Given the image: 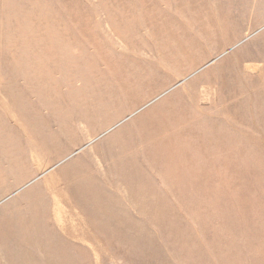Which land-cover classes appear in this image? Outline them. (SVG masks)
Segmentation results:
<instances>
[{"label":"rangeland","instance_id":"374dc122","mask_svg":"<svg viewBox=\"0 0 264 264\" xmlns=\"http://www.w3.org/2000/svg\"><path fill=\"white\" fill-rule=\"evenodd\" d=\"M256 1L0 0V214L9 210L11 202L26 190L55 175L54 181L52 178L45 184L48 195H43L42 200L50 201V218L66 241L63 243L73 248L69 252L73 262H67L65 258L42 256L45 246H39L51 244L53 238L41 244H28L24 255L20 247H4L7 254L0 259V264H32L27 262L29 260L34 261L33 264H264V159L260 165L256 86L251 77L245 75L243 79V83H247V87L243 85L246 92L239 89L241 80L237 86L231 81L232 88L231 84L226 86L225 92L220 93V100L216 99V93L209 96L195 84L188 86L179 99L192 100L196 92L200 93L199 111L191 107V114L204 123L193 133L204 140L199 147L202 150L197 152L188 145L186 152L191 159H181L178 155L180 158L164 162L161 168L142 171L162 192L163 211L169 210V216H175L182 224L185 242L160 238L152 256L142 261L132 252L131 243L110 242L104 235L100 236L103 231L86 224V212L73 193L76 183L72 182L68 171H60L92 145L105 142L127 123H134L144 111L180 87L193 83L210 67L255 39ZM251 15L254 17L250 18ZM233 17L242 23L243 33L222 46L225 37L233 38L238 31V23L230 22ZM185 51L189 52L184 55ZM190 64L194 67L179 75ZM252 69L247 71L250 76L256 74L255 67ZM158 70L163 72L155 74ZM149 73L155 77L148 85L132 88L126 96L115 94L124 84L129 86ZM156 85L162 87L152 92ZM232 90L241 97L240 101L245 100L243 112L239 114L245 120L241 127L228 118V112L220 111L234 103L226 96ZM136 98L141 100L139 104L127 108ZM213 99H216L215 104ZM172 104L168 103V107ZM168 107L162 110H170ZM98 109L104 110L103 114L94 116L100 112ZM119 110L121 112L111 124L104 126V120ZM82 117L87 120L83 121ZM214 119L220 121L221 130L229 128L237 145L243 148V154L240 155L239 150L231 162L234 165L246 162L250 169L247 176L240 175L238 170L225 169L222 164V182L227 184L231 180L233 188L239 185L242 188L240 198L245 202L238 207L230 188L220 191L223 213L220 218L237 222L244 230L234 247L218 237V233L224 235L229 228L220 226L214 230V167L211 158L205 155L213 147L206 140L209 122ZM70 125H75L77 130L65 134L64 128ZM87 126L95 130L91 136L87 135ZM185 134L178 137L186 139L192 135ZM71 138L80 141L66 149ZM232 149L223 144L222 157ZM92 151V156L98 160L100 151ZM105 165L107 168L115 166L116 173L129 170L122 163ZM16 181L18 184L9 188ZM100 182L104 184L105 181ZM108 186L109 196L113 186ZM121 188V195L127 198V188ZM141 195L138 194L137 202L143 201H139ZM122 207L125 216L131 213L134 221H145L142 211L131 202L125 200ZM116 224L113 234H117V238L119 228H122V235L132 240L141 235L140 230ZM3 228L0 226L1 231ZM11 228L8 232L16 235L19 225ZM20 229L24 233V226ZM16 239L20 238L2 239L0 245L12 244ZM113 244L130 252L131 257L114 256L110 246ZM80 246L89 248V257L76 256V248ZM58 255L56 257L60 258ZM77 259L82 262H76Z\"/></svg>","mask_w":264,"mask_h":264},{"label":"bare ground","instance_id":"6f19581e","mask_svg":"<svg viewBox=\"0 0 264 264\" xmlns=\"http://www.w3.org/2000/svg\"><path fill=\"white\" fill-rule=\"evenodd\" d=\"M230 22L238 23V31L235 32L234 36H232L233 38H231V36L230 38L225 37L222 46L232 42L235 38L239 37L240 34L243 33L244 27L240 20L233 17ZM210 38L212 37L210 36L209 39ZM193 39V41H197L195 40L196 38ZM256 41L257 39L255 38L249 43H246L244 46L238 48L234 53L227 55V57H225L220 63L215 64L206 72L202 73L196 80L193 81V83H188L187 85L175 90V92H173L168 97H165L163 101L156 104L153 108L144 111V113L140 115L141 117H139L138 115L139 118L137 117L138 119H135L134 123H127L128 125L125 124L126 126H123L115 131L113 134L107 137L105 141L106 143L103 142L92 145L90 149L86 150L77 158H75L71 163L72 165H66L60 169V171H68L71 176L70 179L72 180V182L76 183L73 188V193L75 194L78 204L86 212L87 225L94 227V229L99 230L100 232L103 231L101 232L102 234H100V236L104 235V237H107L110 242L117 240L118 242L126 241L131 243V245H129L133 247L132 252L136 254V257L139 256L142 261H145L149 256H152V250L153 248H156V244H158L157 241L160 240V238H164L167 241L173 242H185L184 237L186 234L181 228L182 224L175 216H169V210L163 211L162 192L158 191L156 186L152 183V180H150L148 178V175H146V173L142 171L145 168L150 169V167L152 169L153 167L161 168L164 162H171V160L180 157L181 159H191V155L186 152L188 145L193 146V149L197 152L202 150L199 147L204 144V140H201L200 137L195 136V134L193 133L194 131L196 132V129H201L204 123L196 119L193 116L194 114H191V107H193V109L195 108L197 112L199 111V109H197V102L200 103L201 101L200 93L196 92L192 100H180L179 96L182 95V93L188 86L195 84L197 87L201 88L202 93H206V95L216 93V99L220 100V93L225 92L226 86L229 87L231 84L232 88L231 81H233V84L237 86L239 80H241L242 82V85L239 88L241 89L240 91L246 92V90L243 88V85H246L247 87V83H243V79H246L245 75L253 78L252 81H255L256 86V74L254 76H250V74H248L247 72L253 71L254 69L252 68L254 67L255 70L257 68L256 55L255 53H250L252 51H255ZM188 52L189 51H185L184 55H186ZM206 55H210V53H206ZM181 56H183V53H181ZM193 67L194 64H190L187 68L182 69L183 71L180 72L179 75H182L184 72L189 71ZM160 71L163 72L162 70H158L155 74L161 73ZM155 74L149 73L147 77L138 78L134 83L132 82V84H129V86H127V84H124L123 86H121V88H118L115 91V94H119V96H126L128 95L127 93H131L132 88H142L148 85L149 82L154 79L152 77ZM154 87L152 89V92L159 90L162 86L159 87V85H156V87ZM226 96L233 99L234 103L226 105L224 106V108H220V111L222 113L228 112L229 119L235 121L236 124L240 125V127L243 126L245 120L243 115L239 114L243 112L245 100L240 101L241 97H239L235 93V90H232ZM206 98L208 99V97ZM216 99L212 100L214 104L216 103ZM108 101L109 100H107V102ZM140 101L141 100H138L136 98L134 104L132 106H127V108H132L133 106L139 104ZM113 102L115 103V101ZM116 102L118 103V101ZM168 103H173L171 106H169L170 110L163 111L162 109L168 107ZM115 109L118 108H114L113 110ZM98 111L100 110L98 109ZM103 111L96 112L97 114L94 116L102 115ZM120 112L121 111L119 110L112 116L106 118L103 122L104 126L110 125L111 122L117 117L116 115H118ZM81 119L83 121L87 120V118L84 117H82ZM219 122L220 121H218L217 119L209 122V134L206 141L212 143L213 147L209 150V154L205 153V155L207 158H211V163L214 167L213 176L215 184L213 186V190L216 195V200H214L215 205L213 208L215 215L214 220L216 221L214 224V230L220 229V226H222L223 228H229L231 231L228 230L224 235L218 233V237H223L231 247H234L238 244V241L236 242L237 238H239L238 236H240L244 230L241 228L239 223H231L228 218L224 220L220 218L221 214L223 213L221 210L222 202L219 194H221L223 189H226V187H228L233 193L235 198L234 203L238 204V207L242 206L245 202L243 197L240 198L242 188L239 185L234 186L233 188L231 180H229L227 184H224L225 181L222 182V179L220 177L223 172L222 164L224 165L225 169L228 168L231 170L233 168L235 170H238L240 175L247 176L250 173V169L248 167L249 164H247L246 162H241L237 165H234L231 162L239 150L241 151L240 155L243 154V148L237 145L238 143H236L235 136H232V134L229 132V128H226L224 130H221L219 128ZM85 128L87 131V135L91 136L94 130L92 126H87ZM130 129L135 130L131 131ZM64 130L65 134H69L71 133V131H76L77 127L75 125H70L66 126ZM185 133L190 135L192 134L193 136L191 135L186 139H181L178 137L180 135L184 136ZM91 140L95 141L96 138H91ZM79 141L80 139L71 138L68 145L66 146V149H68L69 146L72 147L73 145L79 143ZM104 144H106V146H104ZM223 144L227 145L231 149L233 148L232 151L225 157H222L221 154ZM94 149L100 151L99 156L94 152L95 155L97 154L99 158L98 160L94 156H92V150ZM61 153L63 152L61 151L60 154ZM178 155L181 156L179 157ZM105 163H122L124 166L129 168V170L116 173L114 170L115 166L113 168H107V165H105ZM102 167L104 168L103 171ZM52 178L54 181L56 176H48L46 179L38 182L30 189L26 190L24 194L11 202V204L9 205L10 209L5 210L0 214V226L4 227L2 229L3 232H6L5 229H12L11 227H15L14 224H23L25 226H28L27 229L30 230H37L39 228V236L33 239H38V241L32 242L31 239L30 243L25 242L24 245L20 243L18 244L23 249H29V245L26 244H41V242L53 238L55 240H52L53 242L51 244H44L39 246H45L41 253L43 254L42 256L55 259L65 258L67 262H73V257L69 254V252L73 248L68 244L63 243L66 241L62 239L58 227L50 218V201L47 200L43 202L42 200L43 195H48L45 184L51 181ZM101 180L105 181L103 182L104 184H101ZM18 182L19 181L12 183L9 188H11L13 184H18ZM108 184L113 186V189H110L111 192H109V196L107 193L109 190ZM121 187L127 188V198L126 196L121 195ZM138 194H142L141 196L143 197L140 196L141 198L139 201H143L137 202ZM125 200L131 202L133 206H137L142 211V216H144L145 218V221L143 223L134 221L131 213L126 216L123 214V212L121 211L123 208L122 202H124ZM11 214L16 215V219L11 217ZM115 223H117L116 225H119L120 227L126 226L136 230H140L141 237L139 236L134 240H132L131 238H127L125 235L121 234L122 228H119V238H117V234H113L115 233V228H113L115 227ZM152 227H156L157 229L154 230ZM48 228L51 229L46 232ZM10 246L14 247V245L9 244L0 245L1 258L6 256L7 254L4 253V247ZM110 246L112 248L114 256L123 258L125 257L124 259L131 257V255L129 254L130 252L128 253V251L121 250V246H115L114 244ZM76 249V256H90L89 248L80 246ZM228 252L231 253L230 255H232V250ZM57 254H59L58 256H60V258L56 257ZM76 262L80 263L82 261H79L77 259ZM113 262H115V260Z\"/></svg>","mask_w":264,"mask_h":264},{"label":"crops","instance_id":"0c3cea01","mask_svg":"<svg viewBox=\"0 0 264 264\" xmlns=\"http://www.w3.org/2000/svg\"><path fill=\"white\" fill-rule=\"evenodd\" d=\"M256 6V19L258 21L257 23V36H256V46H255V51H252L250 53H255L256 55V136H257V155H258V160L260 161V165H262V160L264 159V0H257L255 2ZM254 16L251 15L250 18H253ZM249 39V38H248ZM260 47V48H259ZM262 66V67H261ZM17 228V225H19L18 229H15L16 235H14L13 232H8L9 229H5L6 232H3V230H0V240L2 239H15V238H20L16 239L12 244L9 245H14L17 248L20 247L22 249L21 254L24 255L26 250H24L18 243L20 244H25V242H29L32 239V242L38 241L33 240L37 236H39V231L40 229L38 228L37 230L35 229H27L28 226H25L23 224H14ZM24 226V233L21 231V227ZM12 230V229H10ZM46 232H48L46 230ZM54 237V236H53ZM22 239V240H21ZM51 240V239H49ZM33 244V243H32ZM28 245V244H27ZM12 257H15V255ZM0 259H2L0 257ZM22 262H26L23 259L21 260ZM28 263H34V261L29 260L27 261Z\"/></svg>","mask_w":264,"mask_h":264}]
</instances>
